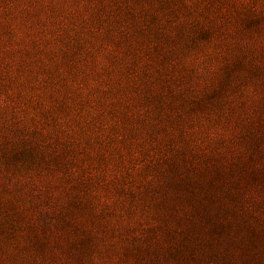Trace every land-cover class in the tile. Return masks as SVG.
<instances>
[{
    "label": "rangeland",
    "instance_id": "374dc122",
    "mask_svg": "<svg viewBox=\"0 0 264 264\" xmlns=\"http://www.w3.org/2000/svg\"><path fill=\"white\" fill-rule=\"evenodd\" d=\"M0 264H264V0H0Z\"/></svg>",
    "mask_w": 264,
    "mask_h": 264
},
{
    "label": "trees",
    "instance_id": "16d2710c",
    "mask_svg": "<svg viewBox=\"0 0 264 264\" xmlns=\"http://www.w3.org/2000/svg\"><path fill=\"white\" fill-rule=\"evenodd\" d=\"M251 259H255V257L251 258Z\"/></svg>",
    "mask_w": 264,
    "mask_h": 264
}]
</instances>
